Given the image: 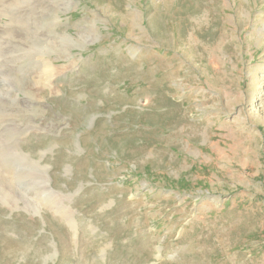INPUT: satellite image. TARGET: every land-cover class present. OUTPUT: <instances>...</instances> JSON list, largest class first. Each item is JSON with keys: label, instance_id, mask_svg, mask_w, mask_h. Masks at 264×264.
<instances>
[{"label": "rangeland", "instance_id": "1", "mask_svg": "<svg viewBox=\"0 0 264 264\" xmlns=\"http://www.w3.org/2000/svg\"><path fill=\"white\" fill-rule=\"evenodd\" d=\"M0 264H264V0H0Z\"/></svg>", "mask_w": 264, "mask_h": 264}, {"label": "bare ground", "instance_id": "2", "mask_svg": "<svg viewBox=\"0 0 264 264\" xmlns=\"http://www.w3.org/2000/svg\"><path fill=\"white\" fill-rule=\"evenodd\" d=\"M48 63L50 64V62H48ZM48 68H49L48 72H51L52 69H50V66H48ZM22 153H23V152H22ZM38 162H39V161H37V163H38ZM44 171H45V170H44ZM48 181H49V178H48L47 175H45V182H44V183H45V187H46V189H48V191L50 192L51 195H56V192H55L54 190H52V188L50 187ZM46 206H48V207H50V208L53 207V208H54V211L59 212V214H61L63 217H65V219L69 218L68 216H64V212L61 211L60 208H58L57 206H54L52 202H50V201L46 202ZM67 220H68V219H67ZM68 221H69V220H68ZM70 226H72V225L70 224ZM73 227H74V226H73Z\"/></svg>", "mask_w": 264, "mask_h": 264}, {"label": "water", "instance_id": "3", "mask_svg": "<svg viewBox=\"0 0 264 264\" xmlns=\"http://www.w3.org/2000/svg\"><path fill=\"white\" fill-rule=\"evenodd\" d=\"M75 237V236H74ZM74 239V238H73ZM74 241H76V240H74ZM55 252V251H54Z\"/></svg>", "mask_w": 264, "mask_h": 264}]
</instances>
